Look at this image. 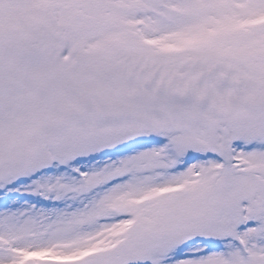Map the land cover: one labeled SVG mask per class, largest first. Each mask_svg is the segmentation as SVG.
<instances>
[{
  "label": "snow or ice",
  "instance_id": "1",
  "mask_svg": "<svg viewBox=\"0 0 264 264\" xmlns=\"http://www.w3.org/2000/svg\"><path fill=\"white\" fill-rule=\"evenodd\" d=\"M0 264H264V0H0Z\"/></svg>",
  "mask_w": 264,
  "mask_h": 264
}]
</instances>
